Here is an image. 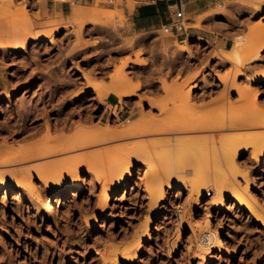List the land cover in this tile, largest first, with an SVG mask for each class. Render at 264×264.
Instances as JSON below:
<instances>
[{"label": "rangeland", "instance_id": "rangeland-1", "mask_svg": "<svg viewBox=\"0 0 264 264\" xmlns=\"http://www.w3.org/2000/svg\"><path fill=\"white\" fill-rule=\"evenodd\" d=\"M70 1L49 0L46 6L43 0H0L1 150L30 151L49 139L92 134L109 125L124 130L144 118L188 123L206 112L233 116L244 112L234 89L239 83L243 89L259 87L257 99L264 105V84L257 83L261 74H254L264 66L262 15L253 19L258 23L249 28L243 57L246 61L260 52L263 59L243 69L226 62L227 52L204 47L201 40L171 46L165 40L173 35L164 31L123 37L118 26L124 13L118 8L124 0L113 5L79 0L75 6ZM262 1L250 6L260 11ZM229 5L220 2L195 20L186 16L188 28L196 23L204 30L205 20L228 17ZM187 70L193 73L185 79ZM115 88L122 98L109 93ZM261 129L255 131L262 134ZM247 131L136 135L71 153L109 151L106 161L94 171L83 169L77 178L46 183L30 172L34 176L21 186L5 179L0 186V264H264V226L259 221L264 153L245 151L230 169L214 158L217 145L205 141ZM158 138L180 140L184 146L158 149ZM152 150L153 159L146 158L143 151ZM64 155L13 162L0 167V173L29 172ZM230 171L232 183L245 194L243 203L231 191L223 197L215 194ZM120 174L124 179L119 180ZM160 175L167 183H159ZM77 184L80 191L62 206L54 205ZM192 186L200 187L199 195ZM52 201L53 214L48 208ZM249 206L260 209L259 218ZM128 247L136 249L132 259L125 254ZM109 250L115 254L105 259L102 254Z\"/></svg>", "mask_w": 264, "mask_h": 264}, {"label": "bare ground", "instance_id": "bare-ground-1", "mask_svg": "<svg viewBox=\"0 0 264 264\" xmlns=\"http://www.w3.org/2000/svg\"><path fill=\"white\" fill-rule=\"evenodd\" d=\"M58 1L64 2L65 0H58ZM29 26H31V25L29 24ZM36 42H40V39L37 40ZM21 45L25 46L24 41H22ZM22 51H25V49H23ZM244 52H245L244 39H236L235 43L233 45V48L226 53V55H227L226 56V62L228 64L232 65L233 67H237V68L238 67H242V68L244 67L245 68L246 64H249V63L254 62V61L255 62L261 61L263 59V56L260 54V52H258L253 57L251 56V58H249L250 60L247 59L248 61L246 60L247 61L246 62L244 57H243ZM239 70H241V69H239ZM257 83L259 85L264 84V74H262L261 77L258 78ZM116 88L111 90V92H109V93H115L119 97H121L119 88L118 89H116ZM234 89L237 90L239 95H240L239 97H240V101H241L242 105L240 104L239 106L243 107L244 112L242 111L241 113H237L235 115L233 114V116L232 115L227 116V115H224L225 114L224 113L222 116L219 117V114H218V116L217 115L215 116V115H212L213 113L210 114V112L209 113L206 112V115L199 116V118L195 117V120L188 122V123H183L184 120H182V122L180 120V122H181L180 123V122L171 121V120H170L171 122L170 121L169 122L164 121V120L152 121V119L144 118L139 123H130L129 122V125L124 130H117V129L112 128L109 125L106 128L96 130L92 134L83 133L80 135H75L72 138H67L65 140H63L61 138L60 141H58L57 139H55L56 141L54 139H49V140L45 141V144L42 147L39 146V147H36V149L30 148V151H29V148L28 149L24 148V151L23 150L22 151H15V150H9V149L8 150H1L0 149V167H5V166H7L13 162L26 163V162L32 161L33 159L36 160V159H38V157L48 158V157H55L58 155L65 154L63 156L64 158H61L60 160H52V162L48 161L46 164H43L42 166H40L37 169L29 170V172H26L25 170L24 171L19 170L16 172L0 173L1 180L4 179L3 180L4 182H2L0 186H2V187L5 186V179L6 180H9V179L13 180V182L15 181V183H17L19 186L24 185L26 183H29V181L34 176L33 174H35L39 178L43 179L46 183L47 182H53L57 178L60 179V181L57 180V181H59V183L61 181L65 182V181H68L69 179L77 178L80 176V173L83 169L87 168L88 170L94 171V169L97 165H99L103 161H106L105 156L107 157V154L109 153V151L108 150L98 151L96 153H93L94 154L93 156H90V154H86V155H84V154L80 155L79 154L77 156H73V155H70L71 153L73 154V152L78 151L79 149H87V148H90V147H93L96 145L105 144L107 142L117 141L119 139L122 140L124 138H131V137L136 136V135H140V136L143 134H145V136H146V134H152V135L153 134H163V135L167 134L168 135V133H171V134L181 133V132L184 133V132H189V131H191V132L192 131L193 132H213L214 133V132H220V131L222 132V131L249 130L250 131L249 133H248V131L246 132L248 134H246V133L245 134H242V133L237 134L236 133V134H231V136H229V137H227V136L223 137L222 135L221 136L212 135L211 138L205 139L206 143L208 141H210L213 144H215V146L217 145L216 146V153L214 152V154H216V156L215 157L213 156V157L216 158V160L219 162V164H222L223 167L224 166L228 167V165H229L228 168L234 169L236 164L238 163V157L242 153H244L245 151L251 150L253 156H257L259 154L264 153V133L261 134V133H257L255 131L256 129H260V128L263 129L264 128V105L261 104L260 101H258V99H257L258 96L260 95L259 87L256 88L254 86V88H251V89H249V88L243 89L239 83V84L234 86ZM254 91H256V92H254ZM252 94L254 96L255 102L251 101V95ZM127 97H131V96L128 95V96H126V98ZM192 98H194V97H192ZM229 109H230V107H229ZM227 111H229V110H227ZM208 114H210V115H208ZM215 114H217V113H215ZM169 117L172 118L174 116H172V117L169 116ZM168 124L171 125V128L168 127V129H167V128H165V125H168ZM148 128L150 130H148ZM58 138H60V137H58ZM155 143H156L155 146H158V149L164 147L165 145L171 146L172 148H174L177 145L183 144V142L180 140H172V139H167V138H163V139L158 138V141H156ZM183 146H184V144H183ZM212 146L215 149V146L214 145H212ZM153 148H157V147H153ZM158 149H155V152ZM25 150H27V151H25ZM206 150H208V149H206ZM144 151H146V150H144ZM144 151H143V153H144V155H146V158H152L153 159V155H154L153 150L147 152L146 154ZM204 151L205 150H203V152ZM158 152L159 151H157L156 154ZM160 152H162V151H160ZM136 153H139V152H136ZM157 155H160V154L158 153ZM161 155H163V153ZM194 155H196V154H194ZM199 155L201 156V154H199ZM203 155H205V153ZM144 157H141V158L139 157V158L141 160ZM206 157H208V156H206ZM195 159L197 160L198 158H194V161H195ZM262 160L264 162V156H263ZM34 163H36V162H34ZM130 166H131V162L128 161L127 167H130ZM25 172L28 174L27 178H23V175H24L23 173H25ZM30 172H33V174H30ZM228 174H230L232 177L231 171H230V173H226V175H227L226 177L227 178L229 177V179H230V176H228ZM128 175L132 176L131 170H130ZM234 175L236 176L237 174L234 173ZM224 176H225V174H224ZM124 177H125L124 174H122V175L120 174L119 180L124 179ZM160 177H161V175H160ZM226 177H221V179L219 180V182H218L219 185L217 186L218 190L215 192L216 196L217 197H223L228 191H231L232 193L234 192V195L236 194L238 203H243L245 200V198H244L245 196H243V195H245V194H243V192L239 193V192H241V190H240L241 187H239V190H238L237 183L235 185L234 183H232L233 179L232 180L230 179V181L232 183V184H230L228 181L229 179H227ZM166 181H165L164 177H161L159 180V183L164 184V183H167ZM59 183H58V185H59ZM57 187H59V186H57ZM191 188H192L193 192H196L198 195L200 194V192H201L200 187L192 186ZM2 189L3 188L0 187V191ZM80 190H81L80 184H77L72 191L70 189L65 190L63 199L58 198V200L55 202L56 204H54V205L55 206H62L63 204L66 203V202H64V200L68 196H71ZM10 191H13V187L11 189H8V192H10ZM110 199H111V196H108L106 201H108ZM250 206H249L248 210L251 213H253L254 215H257V217L259 218V215H260L259 210L260 209L258 208L259 210L256 211L257 210V209H255V207L257 208L256 205H255V207L254 206L250 207ZM48 208H49V211L53 214L54 213L53 201L49 203ZM262 216H263V218L260 217L259 221H260V224L264 226V209L262 210ZM144 233H146V231ZM148 241H149V239L145 240V242H148ZM211 241H213V238H211ZM212 243H214V242H211V245H212ZM139 247H137V249H139ZM134 251L131 247L130 248L128 247L125 249V254L127 256V259H130V258L132 259V255H133ZM113 253H114L113 251L109 250V251H104L102 255L105 259H108V258H112V256L115 254V253L114 254Z\"/></svg>", "mask_w": 264, "mask_h": 264}, {"label": "crops", "instance_id": "crops-1", "mask_svg": "<svg viewBox=\"0 0 264 264\" xmlns=\"http://www.w3.org/2000/svg\"><path fill=\"white\" fill-rule=\"evenodd\" d=\"M43 1L47 6L49 0ZM87 1L92 4L95 0ZM226 1L230 4L228 7V17L223 18L217 16L205 20L204 30L197 28L195 26L196 23H194V27L188 29L186 34L172 32L173 37L167 38L165 41L171 46L175 44L183 46L191 38L192 44H198V40H201V42L206 43H201L205 45L204 47L208 46L207 48H212L214 51L228 52L233 48L236 39H244V42L246 41L249 35V28L251 25L258 23L257 20L253 19L256 17L260 19L261 15L264 17V3L262 9L256 12L250 4H255L257 0H163L155 5L148 4L147 0L145 2L124 0L123 5L118 8L119 11H123L124 13V23L119 25L118 29L123 34V37L135 38L155 31H162L165 26L171 23L175 11L179 10V8H182L185 16H189L192 20H195L214 10L218 3ZM221 7L223 8L224 5L222 4ZM45 10L50 12L48 7ZM54 10L57 9L54 8ZM60 10L64 15V8L61 7ZM109 10L114 11L115 9L112 8ZM251 10L253 13L252 16L249 14ZM120 18L121 15H118L116 22L119 23ZM256 62H251V64L253 65ZM137 66L136 69L142 70L140 65ZM192 73L187 70L184 78H189ZM256 73L264 74V66L257 67L254 74Z\"/></svg>", "mask_w": 264, "mask_h": 264}, {"label": "built area", "instance_id": "built-area-1", "mask_svg": "<svg viewBox=\"0 0 264 264\" xmlns=\"http://www.w3.org/2000/svg\"><path fill=\"white\" fill-rule=\"evenodd\" d=\"M55 1V0H51ZM109 4H115L117 0H106ZM163 0H147L148 4L155 5ZM70 4L72 6H75L79 4V0H73L70 1ZM188 20L186 19L185 13L182 10V8H179V10L175 11L174 18L172 19L171 23L167 26H165L162 31L165 33H172V32H177V33H183L186 34L188 31V26L187 23Z\"/></svg>", "mask_w": 264, "mask_h": 264}]
</instances>
